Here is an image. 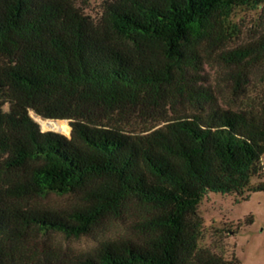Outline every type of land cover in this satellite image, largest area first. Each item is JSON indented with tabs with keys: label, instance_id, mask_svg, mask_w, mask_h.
<instances>
[{
	"label": "trees",
	"instance_id": "16d2710c",
	"mask_svg": "<svg viewBox=\"0 0 264 264\" xmlns=\"http://www.w3.org/2000/svg\"><path fill=\"white\" fill-rule=\"evenodd\" d=\"M250 2L264 0H111L96 25L76 0H0V264H241L200 249L199 205L264 192V90L234 108L194 89L195 110L161 127L123 121L200 69L208 28ZM224 59L246 82L262 70L264 86V34ZM31 111L69 119L71 136L42 131ZM52 193L80 197L39 205ZM109 214L128 215L131 235L89 250L52 239Z\"/></svg>",
	"mask_w": 264,
	"mask_h": 264
},
{
	"label": "rangeland",
	"instance_id": "374dc122",
	"mask_svg": "<svg viewBox=\"0 0 264 264\" xmlns=\"http://www.w3.org/2000/svg\"><path fill=\"white\" fill-rule=\"evenodd\" d=\"M108 1L111 0H76V4L94 24L99 25ZM263 34L264 3L255 5L250 2L235 6L216 27H209L206 31L204 40L198 46L203 57L201 68H190L185 74L184 83H180L182 79L177 73L173 84L162 85L158 95L151 94L147 103L134 114L124 117V127L137 132L151 131L163 126L170 117L194 111L190 97L191 93L196 96L192 91L194 89L198 90V96L201 93L212 94L222 107H240L260 96L264 90L262 70H248L250 79L246 82L248 80L245 77L238 78V68L228 63L224 56L231 54L235 48L248 45ZM5 61L0 57V65ZM245 73L247 74V70ZM4 109L8 110V105ZM30 114L36 119L33 111ZM54 120L64 121L67 125L61 133L54 132L70 137V120ZM260 181L261 179L254 177L252 184ZM79 197L80 195L75 194L52 193L40 199L39 205L60 209L78 201ZM199 214L203 218L200 249L228 260L236 258L241 264H264V192L252 193L247 200H242L236 194L208 192L199 205ZM129 223L130 217L126 214H109L89 234L79 238L54 234L52 239L64 251L89 250L103 239L130 236Z\"/></svg>",
	"mask_w": 264,
	"mask_h": 264
},
{
	"label": "bare ground",
	"instance_id": "6f19581e",
	"mask_svg": "<svg viewBox=\"0 0 264 264\" xmlns=\"http://www.w3.org/2000/svg\"><path fill=\"white\" fill-rule=\"evenodd\" d=\"M33 115L35 116L36 121L39 122L42 129H44V130H55V131L62 132L67 128V125L63 121L48 120V119H44L41 116H38L36 114H33ZM48 124H51V127H49Z\"/></svg>",
	"mask_w": 264,
	"mask_h": 264
},
{
	"label": "water",
	"instance_id": "95a60500",
	"mask_svg": "<svg viewBox=\"0 0 264 264\" xmlns=\"http://www.w3.org/2000/svg\"><path fill=\"white\" fill-rule=\"evenodd\" d=\"M48 120H54V119H48ZM49 127H51V124H48ZM43 131H48V130H44Z\"/></svg>",
	"mask_w": 264,
	"mask_h": 264
}]
</instances>
